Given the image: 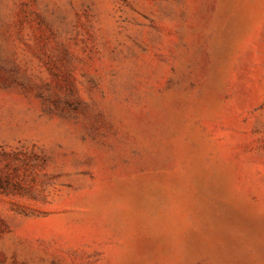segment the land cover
I'll return each mask as SVG.
<instances>
[{
	"label": "rangeland",
	"instance_id": "374dc122",
	"mask_svg": "<svg viewBox=\"0 0 264 264\" xmlns=\"http://www.w3.org/2000/svg\"><path fill=\"white\" fill-rule=\"evenodd\" d=\"M0 264H264V0H0Z\"/></svg>",
	"mask_w": 264,
	"mask_h": 264
}]
</instances>
